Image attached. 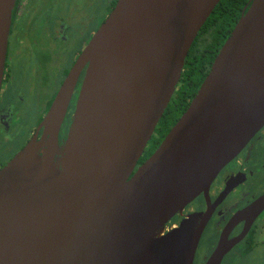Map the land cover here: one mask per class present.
Wrapping results in <instances>:
<instances>
[{"label": "water", "instance_id": "95a60500", "mask_svg": "<svg viewBox=\"0 0 264 264\" xmlns=\"http://www.w3.org/2000/svg\"><path fill=\"white\" fill-rule=\"evenodd\" d=\"M220 1L118 0L58 92L42 140L0 170V264H194L209 215L159 233L208 197L264 127V0H250L187 110L137 166ZM15 2L0 0V88Z\"/></svg>", "mask_w": 264, "mask_h": 264}, {"label": "flooded vegetation", "instance_id": "af4514ba", "mask_svg": "<svg viewBox=\"0 0 264 264\" xmlns=\"http://www.w3.org/2000/svg\"><path fill=\"white\" fill-rule=\"evenodd\" d=\"M117 2L16 0L0 88V170L27 146L42 140L41 125L58 92ZM249 4L242 2L241 16ZM70 45L75 47L74 55L68 50ZM53 70L59 75L56 88L49 81ZM86 70L81 72L60 129L61 148ZM149 157L139 161L137 169ZM194 214L209 215L194 264H264V127L219 172L208 197L199 195L168 223L164 233Z\"/></svg>", "mask_w": 264, "mask_h": 264}, {"label": "trees", "instance_id": "16d2710c", "mask_svg": "<svg viewBox=\"0 0 264 264\" xmlns=\"http://www.w3.org/2000/svg\"><path fill=\"white\" fill-rule=\"evenodd\" d=\"M250 0H221L195 40L186 58L181 80L175 94L156 128L142 163L158 148L172 127L189 107L209 74L220 49L241 18L242 2Z\"/></svg>", "mask_w": 264, "mask_h": 264}, {"label": "rangeland", "instance_id": "374dc122", "mask_svg": "<svg viewBox=\"0 0 264 264\" xmlns=\"http://www.w3.org/2000/svg\"><path fill=\"white\" fill-rule=\"evenodd\" d=\"M104 15H105V11L102 9V16L104 17ZM68 50H69V52L72 54L73 53V55H74V50H75V47H74V45H70L69 47H68ZM75 54H76V52H75ZM53 73L52 74H50V77H49V81L50 82H53L54 83V86H55V88H56V86H58V84H59V75H58V71L57 70H53L52 71ZM155 135V134H154Z\"/></svg>", "mask_w": 264, "mask_h": 264}, {"label": "bare ground", "instance_id": "6f19581e", "mask_svg": "<svg viewBox=\"0 0 264 264\" xmlns=\"http://www.w3.org/2000/svg\"><path fill=\"white\" fill-rule=\"evenodd\" d=\"M164 233V229L159 233V235H162Z\"/></svg>", "mask_w": 264, "mask_h": 264}]
</instances>
